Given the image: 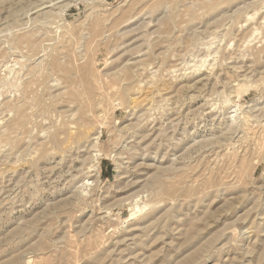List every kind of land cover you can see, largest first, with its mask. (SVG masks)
<instances>
[{
	"label": "rangeland",
	"instance_id": "rangeland-1",
	"mask_svg": "<svg viewBox=\"0 0 264 264\" xmlns=\"http://www.w3.org/2000/svg\"><path fill=\"white\" fill-rule=\"evenodd\" d=\"M0 264H264V0H0Z\"/></svg>",
	"mask_w": 264,
	"mask_h": 264
},
{
	"label": "bare ground",
	"instance_id": "bare-ground-1",
	"mask_svg": "<svg viewBox=\"0 0 264 264\" xmlns=\"http://www.w3.org/2000/svg\"><path fill=\"white\" fill-rule=\"evenodd\" d=\"M42 8V7H41ZM257 33H258V31H257ZM256 33V34H257ZM202 66V65H201ZM192 69V68H191ZM190 69V70H191ZM20 115V114H19ZM16 117V116H15ZM11 122V121H10ZM13 126H15L14 124H13ZM10 132V131H9ZM139 213H142V209L140 208V207H138V206H136L133 210H132V214H131V218H134L135 216H137Z\"/></svg>",
	"mask_w": 264,
	"mask_h": 264
}]
</instances>
